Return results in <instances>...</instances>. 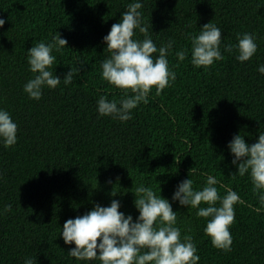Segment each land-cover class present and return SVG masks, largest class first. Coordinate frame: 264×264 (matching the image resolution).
<instances>
[{
  "label": "trees",
  "instance_id": "1",
  "mask_svg": "<svg viewBox=\"0 0 264 264\" xmlns=\"http://www.w3.org/2000/svg\"><path fill=\"white\" fill-rule=\"evenodd\" d=\"M131 2L0 0L6 20L0 27V107L19 126L14 147L0 143V210L13 204L12 212L0 214V264H24L27 257L36 264H101L68 254L75 244L61 235L66 220L113 199L121 201V211L138 217L134 180L158 194L162 188L171 199L193 166L246 201L236 206L230 252L212 244L204 231L207 219L196 209L172 201L182 234L197 244L199 264H264V213L249 207L258 204L250 175H231L237 167L228 148L234 134L255 143L264 131V74L258 71L264 64V0H143V22L155 43L176 42L168 59L177 79L159 95L153 89L149 103L123 122L100 116L97 100L101 94L110 100L123 95L102 77L101 61L110 55L103 37ZM209 22L223 29L225 43H237V33H254L257 54L241 63L238 52L225 51L226 58L209 69L195 67L191 52L179 61L175 51L190 49L189 34ZM58 31L69 43L54 52L52 71L61 78L71 66L81 72L71 84L61 81L32 99L24 91L34 75L28 49ZM137 36L144 39L143 33ZM194 180L195 188L205 186L204 175Z\"/></svg>",
  "mask_w": 264,
  "mask_h": 264
},
{
  "label": "clouds",
  "instance_id": "2",
  "mask_svg": "<svg viewBox=\"0 0 264 264\" xmlns=\"http://www.w3.org/2000/svg\"><path fill=\"white\" fill-rule=\"evenodd\" d=\"M143 7V0L128 3L120 21L103 37L110 55L101 61L102 77L121 89L123 95L119 100H110L107 94H101L97 100L100 116L127 122L133 118L134 109L141 103H149L153 89L159 95L177 79L168 59L176 42L170 39L160 46L155 43L148 25L143 22ZM5 23L0 16V27ZM200 28L198 34H189L190 49L175 51L179 61L187 59L191 52V63L195 67L209 69L226 58L225 51L238 52L236 59L241 63L250 61L258 52L257 38L252 32L237 33V43L232 44L224 42L223 29L218 25L209 22ZM138 33H143L144 39H139ZM68 43L58 31L50 40L34 42L28 49L27 59L34 75L25 83L24 91L30 98L39 100L46 87L56 89L61 81L71 84L80 74L81 67L73 66L63 78L52 71L57 60L54 52L63 51ZM156 53L158 55H154ZM258 71L264 74V64L259 65ZM18 131L12 114L0 107V143L14 147L19 140ZM228 148L233 154L232 164L237 167L231 175H250L258 204H249V207L258 214L264 213V131L255 143H249L241 133L234 134ZM197 174L206 177L201 189L194 187ZM2 176L0 172V178ZM217 185L225 189L224 195ZM133 188L138 217L121 211V201L113 199L110 205L96 202L84 215L66 220L61 235L68 245L75 244L68 251L71 257L87 262L99 260L101 264H199L197 244L192 236L182 234L178 226L179 211L174 210L172 201H178L189 210L196 209L198 217L207 219L204 231L211 237L212 244L225 252L232 250L231 226L236 221V206L246 201L236 189L221 184L215 175L201 173L193 166L189 177L176 186L171 199L162 195V188L158 194L151 186L143 183L137 186L135 180ZM112 195L117 193L113 190ZM12 211L13 204L8 203L0 214ZM24 264H36V258L27 257Z\"/></svg>",
  "mask_w": 264,
  "mask_h": 264
}]
</instances>
